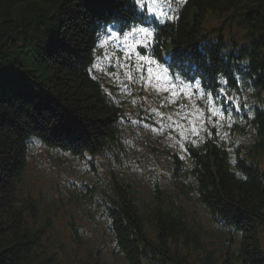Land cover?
Returning <instances> with one entry per match:
<instances>
[{"label": "trees", "instance_id": "obj_1", "mask_svg": "<svg viewBox=\"0 0 264 264\" xmlns=\"http://www.w3.org/2000/svg\"><path fill=\"white\" fill-rule=\"evenodd\" d=\"M155 21L153 51L169 53L171 80L148 93L153 109L180 126L203 119L210 130L197 99L178 91L193 77L213 88L222 75L243 100L253 94L260 104L242 121L253 127L250 144L227 148L222 132L247 128L227 120L221 127L217 117L219 135L199 131L205 137L187 139L181 159L183 139L174 148L167 138L172 121L141 114L145 100L130 112L122 83L107 74L122 76L114 58L89 72L108 27L144 25L134 0H0V264H264V0H186ZM219 21L229 40L208 31H219ZM193 105L201 111L184 119ZM160 123L164 130L152 132ZM139 138L161 146L167 186L132 176L144 163L132 147ZM38 146L55 160L86 164L93 176L63 181L68 193L28 183ZM83 204L87 220L100 205L112 246L88 241L77 213Z\"/></svg>", "mask_w": 264, "mask_h": 264}, {"label": "rangeland", "instance_id": "obj_2", "mask_svg": "<svg viewBox=\"0 0 264 264\" xmlns=\"http://www.w3.org/2000/svg\"><path fill=\"white\" fill-rule=\"evenodd\" d=\"M153 5L162 9L161 2L167 0H148ZM133 87H128V91H133ZM147 88L143 91H140V88L136 86L137 95L134 96L131 100L130 104V112H134L138 103L141 100V103L146 102L143 107V111L141 114H145L146 110L151 107L149 96L146 95ZM143 92V93H142ZM135 100V103L132 101ZM246 104H250L249 101H246ZM135 120V119H134ZM151 131H153L151 128ZM251 136V132L249 131L247 135H234L233 137H225L226 147L232 149L236 143L247 141L249 142V137ZM150 143L143 138H139L133 145V150L136 151L141 159L143 160V165L134 171L133 175L136 178H141L146 183H159L160 185H168L171 179L170 174L168 175L166 170L167 158L164 153L161 152V146H155V149L149 146ZM136 154V153H135ZM55 153L49 151L45 148H40L34 153V158L32 162V166H30L29 173L27 174V182L34 185H41L42 187H47V183H51L52 186L49 188L51 193L57 194L60 190H65L66 193L69 191L73 192L71 186H64L62 184L63 181H74L76 184H79L80 179H86V175L92 177L93 171L88 170V166L86 164L73 165L72 161L66 160L61 162L59 159L55 157ZM59 157V156H58ZM104 165V162L101 163ZM88 170V172H86ZM127 174L125 171H123ZM100 173L104 175V169H100ZM130 175V174H127ZM105 178H107L105 176ZM78 180V181H77ZM66 196V195H65ZM77 213L82 216L81 224L86 229H90L89 222L87 221L88 217V207L86 204H83L79 208H77ZM90 242L93 244H100L102 242L101 239V229L98 233H93L91 231Z\"/></svg>", "mask_w": 264, "mask_h": 264}, {"label": "snow or ice", "instance_id": "obj_3", "mask_svg": "<svg viewBox=\"0 0 264 264\" xmlns=\"http://www.w3.org/2000/svg\"><path fill=\"white\" fill-rule=\"evenodd\" d=\"M134 3L137 5L141 4V0H134ZM144 23L145 24H151L152 20L148 17L144 18ZM106 31L108 33H110L109 39L111 38H115L118 36V33L116 31L113 30L112 27H109L106 29ZM123 31V26L121 27V32ZM153 32L154 30H151L149 27H144V26H135V27H131L130 30L126 33H124L123 35V39L124 41H128L129 37L133 36L134 33H140L143 34L145 39L143 40H136L135 44H147L149 42V40L153 37ZM100 36V33H97V37ZM108 41L104 40L103 43L106 44ZM134 45H131L129 47V49H125V56L123 59L121 58H116L117 59V65H114V67H118L119 69L124 70V76L126 77L127 81L129 83H134L135 79L132 75V72L129 71L130 68H135L136 72L139 74V78L140 80L144 81L146 84L147 83H151L152 80V69L148 68L147 71V76L144 75L143 73V69L145 67L144 64H139V63H126L125 61H131V56L128 54L129 51H134ZM138 58L141 61H144L147 64H155L156 61H154L151 57L147 56V55H143L140 56L139 54ZM115 57V53H112L110 57H108L109 61L111 62V59ZM96 68V65L94 64L92 69H89V72L93 71ZM164 73H167V69H161ZM108 75L112 76L114 79H118L119 78V72H113V73H107ZM166 79L168 77H165ZM217 83H220L219 81H217ZM224 85H227V80L225 79L222 82ZM188 87H194L197 92H199V90L201 89L202 86V82L200 80H196L195 77L192 78V82L189 83V85H187ZM122 90L125 92V94L127 95H131V92L128 91V84H122L121 85ZM171 87L173 89L176 88V85H171ZM251 90V89H250ZM107 92V90H106ZM215 92H219V93H223L225 95V101L229 104V107H224L223 105L216 107V108H212L209 107L208 108V113L209 115L207 116V120L211 121L213 124V127L216 126V124L218 123V120H214L212 119L213 117H221V118H225L228 121H231L232 119V115L231 113L234 110H237L238 107H243V108H248L249 105L247 104H243V105H238L237 104V98L235 96H228L227 95V90L225 87H216L215 88ZM173 96L178 95L177 91L173 90L171 93ZM180 95H185V98L187 99H191V95L192 94H185L184 89L181 88L179 91ZM208 95H213V93H208ZM133 103H135V100L132 101ZM172 103H175V101H172ZM151 111L155 114L160 116L161 121L164 120H168V121H172V117L171 116H165V114L158 112L156 109H151ZM201 110L199 108H197L195 105L192 106V108L188 109L187 111V115L184 117V119H189L191 116L199 113ZM228 114L227 116H225V114ZM249 116H251V112L248 113ZM177 115H179V113H177ZM55 117V113L52 114V116H50L49 118L52 119ZM191 122V121H190ZM172 124L175 125V127L180 128L181 126L179 124H177L175 121H172ZM201 125L205 124V121L202 119L200 121ZM152 130L153 131H163L165 128V124L164 123H160V125L157 127L155 125H152ZM71 131V130H70ZM192 131L195 135H199V130L196 124L192 125ZM207 134H211V133H207ZM217 135H219V133H216ZM195 141H192V143H194Z\"/></svg>", "mask_w": 264, "mask_h": 264}]
</instances>
